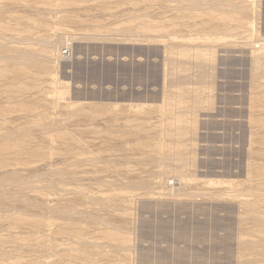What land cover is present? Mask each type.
Segmentation results:
<instances>
[{"label": "rangeland", "instance_id": "obj_1", "mask_svg": "<svg viewBox=\"0 0 264 264\" xmlns=\"http://www.w3.org/2000/svg\"><path fill=\"white\" fill-rule=\"evenodd\" d=\"M0 264H264V0H0Z\"/></svg>", "mask_w": 264, "mask_h": 264}, {"label": "bare ground", "instance_id": "obj_2", "mask_svg": "<svg viewBox=\"0 0 264 264\" xmlns=\"http://www.w3.org/2000/svg\"><path fill=\"white\" fill-rule=\"evenodd\" d=\"M3 48H4V47H3ZM3 48H2V49H3ZM63 56H64V55H63ZM261 59H262V58H259V57L255 56V58H254V63L257 64Z\"/></svg>", "mask_w": 264, "mask_h": 264}, {"label": "built area", "instance_id": "obj_3", "mask_svg": "<svg viewBox=\"0 0 264 264\" xmlns=\"http://www.w3.org/2000/svg\"><path fill=\"white\" fill-rule=\"evenodd\" d=\"M63 55H64V56H69V51H65V52L63 53Z\"/></svg>", "mask_w": 264, "mask_h": 264}]
</instances>
